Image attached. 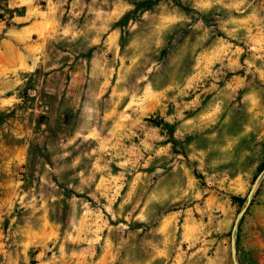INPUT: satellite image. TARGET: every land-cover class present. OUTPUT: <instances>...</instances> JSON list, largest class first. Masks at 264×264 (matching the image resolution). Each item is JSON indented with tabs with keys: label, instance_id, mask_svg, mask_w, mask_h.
I'll list each match as a JSON object with an SVG mask.
<instances>
[{
	"label": "rangeland",
	"instance_id": "1",
	"mask_svg": "<svg viewBox=\"0 0 264 264\" xmlns=\"http://www.w3.org/2000/svg\"><path fill=\"white\" fill-rule=\"evenodd\" d=\"M0 14V264H232L233 197L264 168V0ZM236 247L264 264V178Z\"/></svg>",
	"mask_w": 264,
	"mask_h": 264
},
{
	"label": "water",
	"instance_id": "2",
	"mask_svg": "<svg viewBox=\"0 0 264 264\" xmlns=\"http://www.w3.org/2000/svg\"><path fill=\"white\" fill-rule=\"evenodd\" d=\"M264 178V168L261 170V172L255 177L250 190L247 193V196L245 198V201L243 203L242 208L237 213L235 220L233 222L232 228H231V235H230V259L232 264H240L237 256V235L239 231V225L240 221L242 220L243 216L245 215L247 209L250 207L254 193ZM256 186V189L253 191V187Z\"/></svg>",
	"mask_w": 264,
	"mask_h": 264
},
{
	"label": "trees",
	"instance_id": "3",
	"mask_svg": "<svg viewBox=\"0 0 264 264\" xmlns=\"http://www.w3.org/2000/svg\"><path fill=\"white\" fill-rule=\"evenodd\" d=\"M2 17V15L0 14V18ZM164 126L169 130V131H171V127L169 126V125H167V124H164ZM233 199L235 200V201H238L240 204H243V200L242 199H239V198H236V197H233Z\"/></svg>",
	"mask_w": 264,
	"mask_h": 264
},
{
	"label": "bare ground",
	"instance_id": "4",
	"mask_svg": "<svg viewBox=\"0 0 264 264\" xmlns=\"http://www.w3.org/2000/svg\"><path fill=\"white\" fill-rule=\"evenodd\" d=\"M256 186H257V185L255 184V186L253 187V191L256 189Z\"/></svg>",
	"mask_w": 264,
	"mask_h": 264
}]
</instances>
